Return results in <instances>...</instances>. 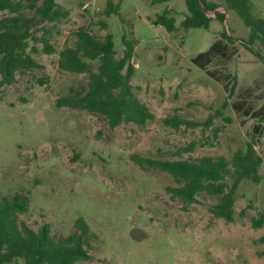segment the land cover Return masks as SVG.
Masks as SVG:
<instances>
[{"label": "rangeland", "instance_id": "374dc122", "mask_svg": "<svg viewBox=\"0 0 264 264\" xmlns=\"http://www.w3.org/2000/svg\"><path fill=\"white\" fill-rule=\"evenodd\" d=\"M106 1L57 0L67 17L33 28L36 38L46 33L54 52L29 40L40 68L0 86V195H26L18 221L33 230L47 224L55 240L74 233L82 218L90 260L77 264H264V224L252 225L264 214V64L244 47L249 29L223 7L216 10L225 13L223 23L208 12V29L184 30V0H112L119 12L109 17L102 13ZM249 4L251 15L264 20V0ZM165 10L175 19L171 34L153 23ZM80 27L98 38L110 34L116 58L122 37L136 41L130 83L153 120L111 128L100 116L56 106L58 98L87 87V74L57 66L58 53L74 46ZM215 41L224 54L194 63ZM252 48L264 57L259 40ZM172 116L202 123L211 117V123L174 129L163 121ZM250 141L262 160L259 182L239 184L229 223L210 212L216 197L200 193L186 204L170 191L178 186L172 176L132 159L229 161Z\"/></svg>", "mask_w": 264, "mask_h": 264}, {"label": "trees", "instance_id": "16d2710c", "mask_svg": "<svg viewBox=\"0 0 264 264\" xmlns=\"http://www.w3.org/2000/svg\"><path fill=\"white\" fill-rule=\"evenodd\" d=\"M160 1L166 0H153L152 3ZM249 1L184 0L186 16L181 26L184 30L208 29L211 22L208 12H216V20L220 23L226 17L225 13L217 12V8L223 7L234 12L249 29V38L244 40V47L264 64V57L252 48L256 40L264 45V20L251 15ZM0 12L7 14L0 18L1 86L10 84L16 74L40 68L29 54V51H36L34 46H29V40L41 42L46 54L53 53L54 49L45 37L46 33L36 38L33 28L41 23L59 22L68 14L60 9L57 0H0ZM118 12L119 4L107 0L103 15L109 17L118 15ZM153 23L161 25L169 34L176 30L175 19L168 10L156 15ZM101 26L105 27V24L102 23ZM73 35L74 46L65 47L58 53L57 66L59 70L67 73L87 74V87L58 98L56 106L95 114L107 121L111 128L121 123L141 126L153 120L154 115L133 95L130 83L134 73L132 60L136 41L122 37V55L116 58L110 34L98 38L87 27H80ZM222 37L228 43H233L225 30L222 31ZM223 49L221 42L215 41L206 52L194 57L193 62L199 65L208 64L214 56L223 55ZM93 62H97L96 70H93ZM163 121L174 129L181 126L196 128L208 126L211 117L204 123L177 116L167 117ZM254 130L258 132L259 126H255ZM132 159L138 165L160 169L172 176L178 186L170 191L186 204L194 203L195 197L200 193L216 197L217 202L210 208V212L228 223L233 221V207L239 184L242 181L258 183V171L262 163L253 141L247 142L244 149L234 152L229 161L222 156L176 161L134 156ZM227 179L230 184H227ZM28 202V197L24 194H15L11 198L0 195V264H77L90 260L86 249L90 231L82 218L75 220L74 233L55 240L51 237L47 224L33 230L24 222L18 221V215L27 211ZM263 224L264 214H260L252 222L254 228H261Z\"/></svg>", "mask_w": 264, "mask_h": 264}, {"label": "water", "instance_id": "95a60500", "mask_svg": "<svg viewBox=\"0 0 264 264\" xmlns=\"http://www.w3.org/2000/svg\"><path fill=\"white\" fill-rule=\"evenodd\" d=\"M216 12H214V14H215Z\"/></svg>", "mask_w": 264, "mask_h": 264}]
</instances>
